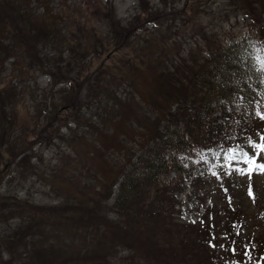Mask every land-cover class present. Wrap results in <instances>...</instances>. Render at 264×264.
<instances>
[{
  "label": "trees",
  "instance_id": "1",
  "mask_svg": "<svg viewBox=\"0 0 264 264\" xmlns=\"http://www.w3.org/2000/svg\"><path fill=\"white\" fill-rule=\"evenodd\" d=\"M50 1L0 0L4 58L21 52L30 62L40 59L38 45L48 42L49 35L35 21L37 17L59 20ZM260 2L249 4L255 6L259 19L244 35L228 36V31L220 34L200 26L187 47L178 40L168 47L170 24L163 22L153 25L151 38L144 37L148 59L142 47L133 45L132 59L138 62L126 60L114 70L100 63L79 77L81 83L88 80V88L96 82L95 89L86 93L93 112L63 119L66 133L53 129L59 141L55 159L35 173L53 183L57 200L44 204L0 195V221L4 222L0 246L7 250L10 263L264 264L263 216L256 219L252 214L257 232L238 235L233 225L243 218L237 215L229 220L225 210L226 220L220 217L215 224L195 225L173 217L178 205L175 192L184 188L183 179L189 180L190 195L198 201L218 197L215 181L229 194V176L239 174V162H225L224 156L237 146L251 153L249 142H261L264 136L260 118L264 116V63L257 59L258 48L264 47ZM35 6L42 8L40 14ZM19 20L26 26L23 31L18 30ZM159 46L170 50L169 60L153 54ZM91 49L96 50L82 46L83 52ZM3 91L0 146L25 152L47 125L33 124L31 139L18 137L12 146L17 121L9 110L12 101ZM60 98L61 105L68 101L63 108H73L75 97ZM3 162L0 151V165ZM18 162L21 168L28 166L25 153ZM258 162L264 163V154ZM225 204L229 212L237 213L231 202ZM210 209L206 207L201 219ZM13 218H17L14 225L9 223ZM209 241L210 256L206 254Z\"/></svg>",
  "mask_w": 264,
  "mask_h": 264
},
{
  "label": "rangeland",
  "instance_id": "2",
  "mask_svg": "<svg viewBox=\"0 0 264 264\" xmlns=\"http://www.w3.org/2000/svg\"><path fill=\"white\" fill-rule=\"evenodd\" d=\"M237 1L239 0H51L49 6L59 20L48 21L37 17L35 21L38 25H44L49 35L48 42L38 45L40 59L33 63L21 52H17L15 56L8 54L6 58L0 54V89H4V96L12 101L9 110L17 121L11 132L12 146L18 142V137L31 139L33 124L47 125L46 131H42L41 137L28 145L25 152L17 147L10 151L7 144L0 146V151L4 154V162L0 165V195L18 196L19 199L44 204L57 200L56 193L52 191L53 183L39 178L35 173L36 170L42 169L47 161L55 159V145H58L59 141L51 133L55 132L53 129L58 128L61 134L66 133L63 119H77L76 117L83 113L93 112V108L87 105L86 93L95 89L96 82L88 88V80L85 78L81 83L79 77L87 71L95 70L100 63L113 66L114 70L115 66L119 68L126 60L138 62L132 59L133 45H136L135 48L142 47L148 54L149 44H145L144 37L151 38L153 25L163 22L170 24L166 33L168 47H172L175 40H178L181 47H187L200 26L209 31L216 29L220 34L228 31V36L244 35L248 26L252 27L253 20L259 19V15L253 10L254 5L252 8L249 6L252 0H245L243 4ZM236 4L242 6H235ZM260 5L264 8V0H261ZM34 11L40 14L42 8L35 6ZM261 19L264 23V13ZM18 27L19 31H23L26 26L19 20ZM127 33L128 36L125 35ZM227 35L224 36L226 41ZM113 39H117V42ZM83 45L89 49L94 47L96 50L83 52ZM251 45L256 46L254 43ZM170 53L168 48L162 46L153 50L156 57L164 60H169ZM148 58L149 54L146 56V59ZM257 59L264 63V47L258 48ZM75 60L78 64H75ZM72 91L75 93L72 94ZM62 95H67L68 99L75 97L74 105L71 106L73 108H63L65 104L68 105V101L61 105ZM37 131L39 129L34 132ZM24 153L28 166L21 168L18 161ZM237 165V169L246 168L242 161ZM183 180L184 188L175 192L178 205L173 213L174 218L195 225L208 221H214L215 224L220 217H224L225 210L229 220H234L237 215L243 218L237 226L233 225L236 235L241 232H257L252 214H255L256 219L263 216L262 221L264 220V174L254 173L250 179L240 171L239 174L231 173L228 181H231L232 190L229 194L225 195L221 184L215 181L213 189L219 192L218 197L212 199L208 196L204 201H198L195 196L190 195L189 180ZM220 195L233 204L232 210H237V213L229 212L230 209L225 204L227 200L222 201ZM210 203H215L211 209ZM206 207L210 209L209 215L201 219ZM109 215L114 214L110 211ZM199 220L201 223H196ZM15 222L17 218L11 219L9 223L14 225ZM3 223V220L0 221V231ZM221 226L222 223L216 229ZM221 234L224 235L223 232ZM222 235L220 237H223ZM208 247L210 251L206 254L210 256L212 242H208ZM9 259L7 250L0 246V264H12Z\"/></svg>",
  "mask_w": 264,
  "mask_h": 264
},
{
  "label": "snow or ice",
  "instance_id": "3",
  "mask_svg": "<svg viewBox=\"0 0 264 264\" xmlns=\"http://www.w3.org/2000/svg\"><path fill=\"white\" fill-rule=\"evenodd\" d=\"M264 119V116L260 117ZM261 142L251 143L249 142L252 152L249 153L244 151L242 148L237 146L236 148L231 149L225 156V162H240L242 161L245 165H247L244 169H237L241 172V174L248 175L251 179L254 173L264 174V163H259L258 158L264 154V136L260 137ZM249 195H252L251 188L249 189Z\"/></svg>",
  "mask_w": 264,
  "mask_h": 264
}]
</instances>
